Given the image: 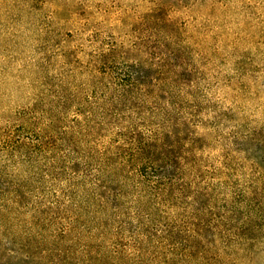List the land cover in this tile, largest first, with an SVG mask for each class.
<instances>
[{"label": "rangeland", "instance_id": "374dc122", "mask_svg": "<svg viewBox=\"0 0 264 264\" xmlns=\"http://www.w3.org/2000/svg\"><path fill=\"white\" fill-rule=\"evenodd\" d=\"M0 264H264V0H0Z\"/></svg>", "mask_w": 264, "mask_h": 264}]
</instances>
